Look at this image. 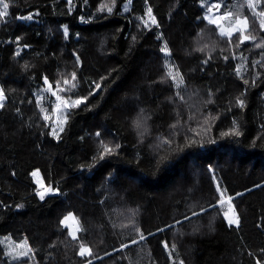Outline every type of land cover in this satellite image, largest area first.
<instances>
[{
  "label": "trees",
  "instance_id": "obj_1",
  "mask_svg": "<svg viewBox=\"0 0 264 264\" xmlns=\"http://www.w3.org/2000/svg\"><path fill=\"white\" fill-rule=\"evenodd\" d=\"M5 2L0 237L26 239L34 264H264V0ZM209 10L247 17L255 39L221 36ZM57 96L87 100L56 110ZM233 127L239 136L222 135ZM36 169L54 189L44 199ZM68 212L75 239L61 223ZM0 264H11L1 240Z\"/></svg>",
  "mask_w": 264,
  "mask_h": 264
},
{
  "label": "snow or ice",
  "instance_id": "obj_2",
  "mask_svg": "<svg viewBox=\"0 0 264 264\" xmlns=\"http://www.w3.org/2000/svg\"><path fill=\"white\" fill-rule=\"evenodd\" d=\"M0 5H2V10H0V18H6L7 15H8V9H9V3L5 2V0H0ZM249 5L251 7H255L256 5L253 3V0H249ZM107 11L110 13L112 12V8L111 7H108L107 8ZM228 17H230L232 15L231 12L227 13L226 14ZM260 17L264 18V12H260L258 14ZM148 16L149 17H152V9L149 8L148 9ZM22 18H26V19H32V16L29 15L28 17H22ZM226 17L225 16H219L218 18L216 19H210L209 20V23L213 24V25H217L219 26V33L221 36H227L229 38L232 37L233 33L234 32H240V40H241V43H243L244 41L246 40H249V39H255V37H249L247 35H244V32L246 29H248L249 27V24H248V18L247 17H244V18H236L235 21H234V26L232 27H229V28H224L223 26H220L219 25V22L224 20ZM145 25L148 24V21H145L144 22ZM151 23L152 24H155L156 23V20L155 18H151ZM260 27L261 29H264V19H261L260 20ZM205 47H207V45H205ZM162 52H165L167 53L168 52V49L165 47L163 49H161ZM199 51H204V48H201L199 49ZM225 59H227V57H225ZM169 75L171 76L172 80H177V75H173L171 70L169 71ZM76 79V73L73 72L72 73V80L74 81ZM45 82L47 83V78L45 77L44 78ZM65 85H70L72 88H75V84L74 83H71L70 81L68 80H65L64 81ZM180 83L182 84L183 83V80L182 78L180 79ZM245 83H247V81H245ZM100 84H96L95 85V89H100ZM92 93H90L91 95ZM5 98V93H4V90L2 88H0V107H3V100ZM56 99L58 101H61V103H58L56 105V110H60L61 107L64 109V110H68V109H71V108H76V107H79L82 103H84L86 100H87V97H80V98H77L75 100H72V101H69V100H65L63 99L61 96H57ZM237 103L243 107L244 106V101L243 99H239L237 100ZM45 120H48L49 117L47 115H45L44 117ZM67 122V116L64 117L63 120H59L58 119V123L61 125L60 128H59V132H63L64 128H63V124H65ZM136 124H137V127L140 126V123L139 121H136ZM53 136H55L57 139L59 138V133L57 132L56 128L53 127V130H52V133H51ZM235 135V136H239L241 133L239 132L238 130V127H233L232 129H230L228 132H225V133H222V135ZM97 135H100L99 133H97ZM120 145L117 144L115 145V148H119ZM114 151L113 148H110L108 147V145H105L104 146V153L106 154H111L112 152ZM103 158V155H101V159ZM164 159V158H162ZM35 175V173H33ZM54 189L51 188V187H48V188H45L43 191H40L38 193V195L40 196V199H44V197L49 194L50 192H53ZM239 195V194H237ZM231 200H232V197L229 196L228 197V201H229V208H230V211L229 212H225L224 213V216L225 218L227 219V222L229 224V226H232V225H239V218L236 216V213L234 211V209H232L231 207ZM225 201H224V198H223V194H221V199L219 200V204H223ZM211 207V206H210ZM201 212H206L207 209H201L200 210ZM199 213H192L193 216H196L198 215ZM73 219L75 220V217L72 216V214H69V216L65 217L61 223L62 224H65L69 219ZM185 220H188L190 219V217H185L184 218ZM78 223V222H77ZM176 224H180L182 223V221H176L175 222ZM171 227V226H170ZM80 229L77 228L75 231H71L70 232V235L73 237V239L76 238V231H79ZM140 239L141 240H144L145 239V236L143 234H141L140 236ZM133 244L137 243V241H132ZM21 249H23L25 247V245H20L19 246ZM122 247H127V245H124ZM165 247H167V244H165ZM81 257H84L86 255H91V249L88 248V247H85V246H81L80 247V250H79V253H78ZM8 255H12L14 259L16 258H20V257H26L28 256V251H25V250H21L19 252H17L15 249H13L12 251H10L8 253ZM89 264H91V261H89ZM180 264H183V262L181 261ZM257 264H260L259 261H257Z\"/></svg>",
  "mask_w": 264,
  "mask_h": 264
},
{
  "label": "rangeland",
  "instance_id": "obj_3",
  "mask_svg": "<svg viewBox=\"0 0 264 264\" xmlns=\"http://www.w3.org/2000/svg\"><path fill=\"white\" fill-rule=\"evenodd\" d=\"M226 14L227 13H222V14L217 13L216 14L213 12V10H209L208 12H206L205 16L208 20L216 19L219 16H225L226 18L224 20L220 21L219 25L223 26L224 28H229V27L234 26V21H231L230 18L228 19V16ZM261 19H264V18L261 17ZM65 80L70 81V78H65ZM0 88H1V86H0ZM44 90L47 92V94L51 93V91L47 85L44 86ZM204 172L208 178V181L211 185V188L215 194L216 199L220 200L221 194H223V198H224V200H226L225 202H227V212H229L230 211L229 202H228L226 195L224 194L223 190L218 186V183H217L215 176H214V173H213L214 172V165L212 163H205L204 164ZM33 173H35V175ZM33 173H32V176H33L34 181L37 185L38 193L40 191H43L45 188L49 187V186H46L44 184V182L42 181L39 170L36 169L33 171ZM69 214H72V216L75 217L72 212H68L63 217V219L65 217L69 216ZM64 225H66L70 231H75L77 229L76 228V225H77L76 218H75V220L70 218ZM0 240H1L2 246L5 250V253H6L11 264H34L35 258H34L32 249H31V247H30V245L26 239H24L22 241H15L14 239H12V237L10 235H2L0 237ZM20 245H25V247L23 249H21L19 247ZM13 249H15L17 252H19L21 250L28 251V256L14 259L12 255H8V253L10 251H12Z\"/></svg>",
  "mask_w": 264,
  "mask_h": 264
}]
</instances>
